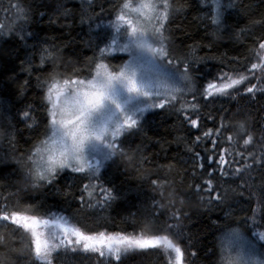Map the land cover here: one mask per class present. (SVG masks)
<instances>
[{
	"label": "snow or ice",
	"instance_id": "1",
	"mask_svg": "<svg viewBox=\"0 0 264 264\" xmlns=\"http://www.w3.org/2000/svg\"><path fill=\"white\" fill-rule=\"evenodd\" d=\"M108 3L107 9L101 6L97 18L107 17L105 29L111 31L105 33V40L110 42L105 47L94 45L93 56L83 68H73L68 74L53 75L44 81L37 77L38 86L46 88L40 104L42 111L29 105L17 122L35 130L33 124L40 127L36 116L42 118L43 138L25 141L30 147L16 160L25 177L31 180V187H54L55 194H63L64 203L71 197L78 205L75 211L69 210L70 204L68 208L54 210L43 200L24 205L15 192H7L16 185L5 177V182L0 183V229L7 230L12 237L19 236L24 244L19 249H9L8 236L0 233V248L28 264L37 261L54 264L56 258L69 252L94 257V264H124L130 253L137 252H158L169 258L171 264H186L187 246H181L185 234L177 224L160 219L163 213L157 209L162 205L155 197L150 221L139 231L135 230L138 227L135 221L122 218L117 222L102 216L91 221L88 215V210L108 209L118 198L116 185L106 179L105 173L113 166L119 170L118 158L126 157L130 164L136 162V156H129L124 145L141 130L144 114L149 110L175 109L187 125L188 143L194 147L187 149L188 159L180 158V162L190 164L185 170L193 180L190 187L203 193L201 199L206 197L208 205L224 203L227 194L224 185L229 180L243 181L240 186L250 191L253 186L248 185L247 179L251 178V172L254 169L264 172V144H256L246 121L225 123L228 109L219 103L238 97L255 100L257 94L264 96V35L253 38L254 47L243 59L232 57L227 64L221 61L217 65L211 63V57L195 55L198 45L191 46L184 56L175 55L176 38L170 25L180 9L173 0L136 3L108 0ZM233 7L235 0L227 4L211 0V24L219 30L223 10ZM21 13L19 19L26 24L28 13L25 10ZM23 24H0V36L16 34L22 41L36 39L33 33L25 32ZM253 35L249 32L250 37ZM58 39L46 38L31 45L33 52L25 61L32 66L31 71H42L48 61L56 59L60 50ZM178 47L182 49L184 43ZM108 52L125 55H106ZM37 55L40 64L33 65ZM112 60L120 63L106 62ZM225 67L229 70L223 71ZM217 68L220 70L215 71ZM121 91L127 94V99H121ZM188 96L192 98L190 101ZM131 100L139 103L129 108ZM29 120L32 124H28ZM205 122L213 127L208 128ZM6 127L10 134L12 125L8 123ZM192 130L200 135L193 138ZM260 139L264 141V135ZM139 160L150 162L143 156ZM3 162L0 156V163ZM60 179L66 181L64 188L70 191L58 186ZM152 184L158 186L155 180ZM251 198L250 195V201ZM23 199L35 197L26 195ZM180 212L177 209L173 216L179 219ZM244 224L264 241V231H258L264 228V185L259 187L257 207L250 217H244ZM128 227L133 231L128 232ZM11 243L17 241L13 239ZM206 254L216 257L213 264H264V245H257L238 228H227ZM0 264L7 262L0 260Z\"/></svg>",
	"mask_w": 264,
	"mask_h": 264
},
{
	"label": "trees",
	"instance_id": "2",
	"mask_svg": "<svg viewBox=\"0 0 264 264\" xmlns=\"http://www.w3.org/2000/svg\"><path fill=\"white\" fill-rule=\"evenodd\" d=\"M135 2L137 0H133ZM228 2L229 0H223L224 4ZM173 3L180 9L170 25L176 38V56H184L191 51V46L198 45L196 56L211 57V63L217 65L221 61L227 64L232 57L243 59L254 47L253 38L264 35V23H257L264 21V0H235V7L223 10V25L219 30L210 21L211 0H173ZM101 6L109 8L108 0H0V24H23L19 17L21 10H25L28 13V21L23 24L25 32L33 33L36 37L22 41L16 34L0 36V156L4 160L0 163V183H4L5 177H8L16 187L7 189V192H15L24 205L43 200L54 210L68 208L69 204L70 211H75L78 207L71 197L64 203L63 194H55L54 187H31V180L25 177L24 170L16 160L30 147L25 141L43 138L42 118L36 116L40 127L33 124L35 130L17 122L22 119L21 113L29 105L42 111L40 104L46 88L38 86L37 77L44 81L53 75L68 74L73 68H83L85 62L93 56L94 45L105 47L110 42L105 40V33L111 31L105 29L107 17L97 18ZM242 29L245 31H241ZM249 32L254 35L250 37ZM56 37H59L56 43L60 46L56 59L48 61L42 71H31L32 66L25 62L33 52L31 45ZM181 42L184 43L182 49L178 47ZM106 62L113 64V61ZM114 62L120 63L119 60ZM39 64L37 55L33 65ZM228 70L227 67L223 69ZM191 99V96L187 97V100ZM219 103L228 109L225 123L234 125L246 121L256 138V144H264L260 139L264 135V96L257 94L255 100L238 97L234 101L222 100ZM176 108L179 109L180 104ZM8 123L12 125L10 134L6 127ZM205 123L208 128L213 127L211 123ZM28 124H32V121L29 120ZM186 129L187 125L182 123L175 109H153L146 112L141 130L129 137L124 145L129 156H136V162L130 164L126 157L118 158L119 170L113 166L105 173L106 179L116 185L118 198L106 210H88L90 220L95 221L102 216L119 222L123 218L129 222L135 221L138 224L135 230L139 231L150 221V214L154 210L152 198L155 197L162 205L157 209L163 213L160 219L177 224L185 234L181 246H187L186 264L188 261L190 264H213L216 257L206 253L217 244L218 238L227 228H238L257 245H264V241L253 235L244 224V217H250L252 209L257 207L259 187L264 185V172L254 169L251 178H246L248 185L253 186L250 191L240 186L243 181L229 180L224 185L227 189L224 203L208 205L206 197L205 200L201 199L204 194L197 193L190 187L193 180L190 175L185 174L190 164L180 162V158L188 159L187 149L194 147L188 143L189 132ZM190 135L194 138L200 133L192 130ZM137 149L140 151L137 152ZM140 156L150 162L141 163ZM203 178L207 179V176ZM153 180L157 181L158 186H153ZM65 183L64 179H60L58 186L63 191H70L64 188ZM26 195L35 199H23ZM170 201L174 203H169ZM177 209L181 210L179 219L173 216ZM130 213L136 215L131 216ZM127 231L132 232L133 228L128 227ZM258 231H264V228ZM0 233L8 236L9 249L23 246L24 241L19 236L12 237L5 229H0ZM13 239L17 243L12 244ZM192 252L196 255L191 256ZM0 260H5L7 264H28L26 260H17L5 248H0ZM94 260V257L69 252L56 258L54 264H94ZM124 264H171V261L158 252H137L130 253Z\"/></svg>",
	"mask_w": 264,
	"mask_h": 264
},
{
	"label": "rangeland",
	"instance_id": "3",
	"mask_svg": "<svg viewBox=\"0 0 264 264\" xmlns=\"http://www.w3.org/2000/svg\"><path fill=\"white\" fill-rule=\"evenodd\" d=\"M108 54L109 55H124V54H114V53H108ZM112 61H113V64L116 63V62H114V60H112ZM120 95H121V99L122 100L123 99H127V94L126 93H124V92L121 91ZM138 103H139V101H137V100H131V101H129L128 107L129 108L135 107Z\"/></svg>",
	"mask_w": 264,
	"mask_h": 264
}]
</instances>
